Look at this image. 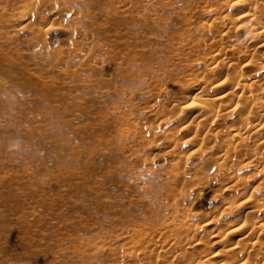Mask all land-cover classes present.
Returning a JSON list of instances; mask_svg holds the SVG:
<instances>
[{"label":"rangeland","instance_id":"obj_1","mask_svg":"<svg viewBox=\"0 0 264 264\" xmlns=\"http://www.w3.org/2000/svg\"><path fill=\"white\" fill-rule=\"evenodd\" d=\"M36 1L59 17L56 33L40 50L25 42L29 32L20 29L26 24H14L27 0H0V264H108L111 249L132 247V230L151 228L168 217L172 222L173 213L166 208L173 192L186 191L187 205H197L200 214L189 222L198 227L214 205L239 202L250 193L252 200L264 196L260 164L239 169L233 163L206 192L214 201L210 207L187 182L193 179L192 170L172 177L167 169L175 160L198 162L192 158L196 131L189 124L199 108L181 111V106L230 89L209 94L204 88L208 82L195 77L168 94L169 101L159 98L161 94L153 106L161 85L176 71H203L213 65L208 56L189 66L196 64L192 47L173 48L184 30L195 33L201 21L211 19L196 0ZM149 4L155 11L143 12ZM184 6L189 13L180 11ZM234 12L230 15L237 18L240 14ZM46 21L40 24L48 27ZM214 27L211 35L226 46V39L218 36L219 20ZM239 60L231 59L230 70L238 68ZM257 69L251 65L241 72L264 84V72ZM252 96V101L264 103V86L254 88ZM258 101L253 105L256 116ZM239 103L244 112L251 107L245 98ZM237 112L231 106L221 108L214 126L219 142L239 125ZM164 118L165 124L158 125ZM135 120L153 127L155 144L126 134V125ZM252 122L253 127L259 124L256 118ZM237 172L240 182L224 191ZM251 207L216 213L215 228L225 232ZM203 235L201 244L188 251L190 261L208 252L211 234Z\"/></svg>","mask_w":264,"mask_h":264},{"label":"bare ground","instance_id":"obj_2","mask_svg":"<svg viewBox=\"0 0 264 264\" xmlns=\"http://www.w3.org/2000/svg\"><path fill=\"white\" fill-rule=\"evenodd\" d=\"M170 1L172 2V0ZM170 1L167 3H170ZM196 1L206 15L203 14L205 18L211 19L201 21L195 33L191 30H184V33L179 34L175 39L173 48L174 50H180L188 45L192 47L190 55L195 57L192 63L196 64L189 66L202 64L208 56H211L213 65L203 71L193 70L192 68L188 72L176 71L170 80H166L161 85L162 90L155 96L156 101L153 106H156L159 98L163 96L166 101H169L168 94L174 92L176 87L184 86L188 79L193 80L195 77L208 82L204 85V88L209 94L220 95V92L225 90L224 88H230L219 97L207 95V97L200 98V96L198 99L194 98L192 102L181 106V111L193 106L199 108L200 113L197 111L198 116L191 119V124H189L196 131L195 137L198 145L195 147L197 152L192 158L197 159L198 162L194 163L190 158L185 161L182 159L175 160L169 165L170 168H167L170 169V174H175L172 177L182 172L185 173L187 169L192 170L194 172L193 179L187 182L198 190L197 196L201 198V202L210 207L214 201L209 199L206 192L213 190L216 183L222 180V174L227 170L230 171L229 167L233 163H237L239 169H247L259 164L260 168H257V171L261 172L264 169V103L259 102L260 100L252 101L253 89L263 88L264 84H260L255 78L244 77L241 72L242 68H248L251 65L252 68H258L256 72H264V1L209 0L211 3L208 0ZM19 9L14 24H26V27L20 29L29 32V34L27 33L29 37L27 36L25 42L32 45V48L36 47V50L42 49L43 47L39 48V46L47 44L56 33L54 28L58 24L59 17L43 10L36 0L23 2ZM151 11H155L153 4H149L143 10L145 13ZM180 11L189 13L190 9L188 6H184ZM236 11L240 15H236L237 18H232L230 13H236ZM45 19L46 22H50L48 27L40 24ZM216 20L220 21L221 28L218 36L226 39V46L224 47L218 44L219 40L216 36L211 35ZM81 51L84 53L86 50L82 48ZM256 53H258L257 56L262 57L260 60H256ZM61 54H64V52L62 51ZM65 54H67L66 51ZM233 57L240 59L238 68L234 71L230 70V61ZM167 72L169 73V71ZM167 72L166 78L168 76ZM161 94L163 95L161 96ZM242 98H245V104L247 105L251 101V107L246 112L242 111L243 108L245 109V106L241 105L243 103H239ZM257 101L261 111L256 116L253 105ZM230 106L233 111L240 112H237L239 119L237 124L239 125L234 129L230 128L227 138H224L223 142H219V133L217 129H214V126L221 116V108ZM150 116L152 117L153 114ZM255 118L258 119L259 124L253 127L252 121H255ZM164 121L165 118L158 125L165 124ZM124 131L130 137L139 138L140 142L141 140L142 142L151 140L150 143L155 144L154 142L157 141L154 139L157 138L156 135L158 134H156L153 127H147L146 123L139 120L129 122ZM255 139H257V142L254 143V147L249 146V142ZM158 154L160 152L155 155ZM238 174L240 173L237 172L228 178V185L224 188V191L228 192L237 186L241 180ZM247 196L239 202L227 203L221 207L220 205L212 206V211L203 215L205 216L204 222L201 227H198V225L189 222L190 218L197 217L200 214L197 205L196 207L195 205H187L186 191L181 190L178 194L173 192L170 198L172 204H169L166 209L167 211L168 209L171 210L173 213L172 222L176 219L175 225L168 217L162 223H157L151 228L142 226L132 230L130 235L132 247L130 249H111L108 264H176L175 262H184L185 259H187L185 264H199L200 262L202 264H264V196L257 197L254 200H252V193ZM178 198L181 200L176 201ZM249 204L253 205L249 212L243 213L241 218L237 217L234 220L236 222L225 232L215 228L217 220L214 216L216 213L220 214L219 216H224L233 209L240 210ZM167 223L169 229H164ZM207 231L210 232L212 241L207 244L208 246L211 245L206 247V249H209L208 252L205 251L203 255H200L199 260L190 261L188 257L193 254L188 251L201 244L200 241L204 239L203 233L205 234ZM183 233L186 236L183 237ZM231 240H233L231 245H226L228 244L226 242ZM93 263L98 264L96 260H93Z\"/></svg>","mask_w":264,"mask_h":264}]
</instances>
